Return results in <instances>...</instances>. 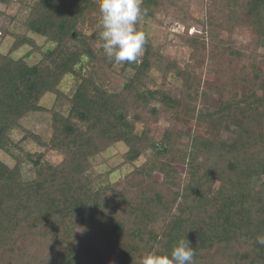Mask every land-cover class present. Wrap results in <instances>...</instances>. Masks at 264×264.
I'll return each instance as SVG.
<instances>
[{"label":"trees","instance_id":"obj_1","mask_svg":"<svg viewBox=\"0 0 264 264\" xmlns=\"http://www.w3.org/2000/svg\"><path fill=\"white\" fill-rule=\"evenodd\" d=\"M189 1L142 0L146 15L137 29L164 3L185 25L198 21ZM207 1L203 33L189 36L187 26L179 36L192 49L186 68L164 56L166 45L147 40L135 62L110 60L98 35L100 0H37L23 21L26 33H5L14 42L8 53L0 50V150L17 162L0 160V264H141L153 249L170 256L184 237L195 264H264V246L256 243L264 234V0ZM215 22L251 29V42L220 41ZM29 33L53 47L43 51ZM24 47L31 51L14 58ZM33 52L42 59L31 65ZM209 60L219 64L206 81L196 71ZM67 76L76 81L70 95L60 88ZM48 93L68 102L67 114L41 105ZM43 112L51 115L48 142L22 125ZM163 122L161 138L152 137L149 128ZM192 123L200 132L186 141ZM230 128L233 137L225 138ZM18 129L24 136L15 142ZM27 141L46 152H30ZM119 143L128 148L122 166L133 170L96 188L92 159ZM17 150L33 178L25 179ZM49 152L63 160L53 164Z\"/></svg>","mask_w":264,"mask_h":264},{"label":"rangeland","instance_id":"obj_2","mask_svg":"<svg viewBox=\"0 0 264 264\" xmlns=\"http://www.w3.org/2000/svg\"><path fill=\"white\" fill-rule=\"evenodd\" d=\"M14 2L10 6H6L0 3V31L4 35L0 34V50L2 53L6 54L9 52L11 46L13 45L14 39L12 36H5L6 32L11 34H23L26 33V30L23 26V21L27 18L31 7H33L37 0H22L23 3ZM207 0H190V11L194 15L198 21H190L188 25H185L181 22V17L179 11L175 7H168L167 4H163V7L157 14V18L144 20L141 29L145 33L146 40L150 42L155 47H165L162 48L163 54L165 57L172 61H177L181 68H186L191 61L192 49L190 47L184 46L183 41L179 38L180 35L186 33L187 26L190 27L188 35H198L203 33V25L208 18L209 11L207 10ZM217 21L222 22V19H227V12L221 13L219 15H215ZM217 22L213 23L212 29L220 34V41H231L235 42L237 46H244L251 42V29L240 28L238 25L234 23H229L223 28H219L216 26ZM29 36L35 39L37 44L43 48V51L52 48L53 45L46 42V39L35 34L29 33ZM31 51L30 47H24L13 54L14 58H22L25 57ZM144 51L141 52V54ZM260 53L264 54V43L261 46ZM140 54V55H141ZM42 59V55L39 52H33L30 57L26 60L29 64L34 65L40 62ZM221 62H227L228 58H225ZM219 62L215 61H207L206 63L202 62L199 64L196 73L204 80H210L214 77ZM96 75V74H95ZM101 77V75L99 74ZM98 77V76H97ZM152 77L156 81V84H160L162 79L158 72H154ZM172 84L170 89L175 93L178 92V87L181 86L180 82L178 83L174 78L171 79ZM76 87V81L72 76H67L60 88L62 91L68 95L72 94ZM41 105L47 109H52L55 107L59 112L63 114L68 113L69 105L68 102L64 99L56 100V96L48 93L46 94L42 101ZM22 125L24 128L29 129L33 133L39 135L48 142L52 135V127H51V115L49 113H31L27 115L22 120ZM168 123L163 122L159 125H153L149 128V134L152 137L157 139L161 138L164 130L167 128ZM192 132H200L197 123H192L191 127L188 130V134L185 137L187 141ZM12 139L15 142L21 140L24 136V132L22 130H14L12 132ZM223 136L225 138L233 137V129H227L223 132ZM27 148L32 153H40L46 152L44 148L39 147L33 141L26 142ZM128 148L122 144H116L107 150H105L102 154L96 156L92 159V163L94 166V171L96 173L97 179L95 180V187L99 188L108 183H115L119 181L121 178L127 176L132 170L133 166L124 165L123 155L127 152ZM15 155L20 161H24L23 165V174L25 179H31L34 176V171L32 168V164L26 162L23 154L17 150L15 151ZM47 159L53 164H58L63 160V156L56 152H49L47 155ZM0 160L9 165L10 167L15 166L16 160L13 159L8 154L4 153L0 150ZM144 162V159H140L136 162V165H140ZM157 178H161L157 175ZM188 180V173L185 171V168L182 167L181 170V178L180 183L184 184L185 181ZM262 178L255 179V186L261 183Z\"/></svg>","mask_w":264,"mask_h":264},{"label":"clouds","instance_id":"obj_3","mask_svg":"<svg viewBox=\"0 0 264 264\" xmlns=\"http://www.w3.org/2000/svg\"><path fill=\"white\" fill-rule=\"evenodd\" d=\"M142 0H100L99 39L104 54L115 63H132L140 56L146 36L136 27L146 15ZM256 243L264 246V234L256 236ZM195 249L186 237L173 246L170 256L155 249L143 255L141 264H195Z\"/></svg>","mask_w":264,"mask_h":264}]
</instances>
